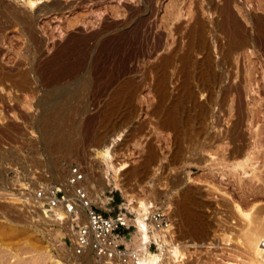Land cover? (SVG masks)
I'll return each instance as SVG.
<instances>
[{
	"label": "rangeland",
	"instance_id": "obj_1",
	"mask_svg": "<svg viewBox=\"0 0 264 264\" xmlns=\"http://www.w3.org/2000/svg\"><path fill=\"white\" fill-rule=\"evenodd\" d=\"M73 164L100 212L168 213L150 260L257 264L264 0H0V264H104L25 206Z\"/></svg>",
	"mask_w": 264,
	"mask_h": 264
},
{
	"label": "built area",
	"instance_id": "obj_2",
	"mask_svg": "<svg viewBox=\"0 0 264 264\" xmlns=\"http://www.w3.org/2000/svg\"><path fill=\"white\" fill-rule=\"evenodd\" d=\"M25 190V206L39 211L48 222L67 228L61 248L73 257L90 253L104 264H138L149 253H160L174 241L170 216L149 202L137 211L100 212L86 185V174L76 164L70 166L63 182L39 181ZM145 235L148 239H145ZM257 264H264V238Z\"/></svg>",
	"mask_w": 264,
	"mask_h": 264
},
{
	"label": "bare ground",
	"instance_id": "obj_3",
	"mask_svg": "<svg viewBox=\"0 0 264 264\" xmlns=\"http://www.w3.org/2000/svg\"><path fill=\"white\" fill-rule=\"evenodd\" d=\"M145 207V203H141L140 204V208H144ZM145 237H147V238H145ZM145 239H148V236L147 235H145ZM262 237L264 238V234L262 235ZM252 238H253V236H252ZM251 238V239H252ZM258 236H257V238H256V236L253 238V242H254V245L252 244V246H253V249L257 252V254H259L260 253V251H262L259 247H258V242H257V240H258ZM261 238V237H260ZM259 238V239H260ZM172 251V253H173V255L174 256H178V255H180L181 254V252L179 251V249H177V247H174L173 246V249L171 250ZM259 252V253H258ZM87 255H90V253H86V254H84L83 256L85 257H88ZM93 256V255H92ZM148 256H151V255H147V256H145L142 260H140L139 261V263L138 264H160V261H159V258H155V259H152V260H150V258L148 257ZM88 260V259H87ZM148 260H150L149 262H146V261H148ZM91 262V261H90Z\"/></svg>",
	"mask_w": 264,
	"mask_h": 264
}]
</instances>
